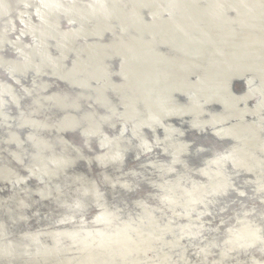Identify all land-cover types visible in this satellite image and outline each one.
<instances>
[{"label": "bare ground", "instance_id": "bare-ground-1", "mask_svg": "<svg viewBox=\"0 0 264 264\" xmlns=\"http://www.w3.org/2000/svg\"><path fill=\"white\" fill-rule=\"evenodd\" d=\"M32 1L0 20V264H264V0Z\"/></svg>", "mask_w": 264, "mask_h": 264}, {"label": "water", "instance_id": "water-1", "mask_svg": "<svg viewBox=\"0 0 264 264\" xmlns=\"http://www.w3.org/2000/svg\"><path fill=\"white\" fill-rule=\"evenodd\" d=\"M4 1H7V0H0V20L1 19H5V18H7L9 15H11V13L9 12V10H10V8H9V6H8V4L5 6V7H3L2 6V4L4 3ZM17 1V3L19 4V6L21 7V10L22 11H24V10H26V9H29V10H36V8H37V5H36V8H34L33 9V6H34V4H36L37 3V1L36 2H34V1H32V0H16ZM47 1L48 0H44L43 2H45V3H47ZM88 1V0H87ZM102 1H106V0H89V6L87 7L84 3H83V0H74L71 4L70 3H68V2H62L61 3V5L59 6V7H55V8H51V9H48V11L47 12H44V15H46L47 16V18L48 17H54L55 15H57V16H63V17H65L66 15H71V16H75V15H79V20H82V22L83 23H85V25H89L90 23H93L94 22V20H96V19H103L104 17H103V9H104V4L101 6V9L100 10H98V8H97V5H98V3H101ZM119 1V0H118ZM26 2V3H25ZM28 2V3H27ZM115 2H117V0H114V3ZM174 0H169L167 3H166V5H168L169 3H173L174 4ZM122 4H124V5H127L128 4V1L127 0H122ZM69 6H71L72 8H70ZM142 7V9H140L139 10V15L137 14V16H138V19H142L141 17H140V14H141V12L143 11V10H148L147 9V7H145L144 5H142L141 6ZM19 10V9H18ZM99 12H98V11ZM149 11V10H148ZM169 11H165V10H161V11H159V12H157L158 13V15H159V17H161V16H163L164 18H168L169 17V14H170V12L168 13ZM156 14V13H155ZM158 17V16H157ZM51 18H50V20H51ZM66 18V17H65ZM149 20H151V18L149 17L148 18ZM145 20H147V19H145ZM149 20H147V21H149ZM9 23V22H8ZM60 23H61V21H60ZM82 23V24H83ZM62 24V23H61ZM115 29L116 28H121L122 30L124 29V25H122V23H121V21H119V20H117V22L116 23H114L113 25H112ZM58 28H59V26H57L55 29H53V30H55V32L54 31H52V32H49V33H47L46 32V29H45V26L43 25V27H38L37 29H36V31H38V32H40V33H43V35H44V37H46V39H49L50 38V36L51 35H53L54 37H55V34H57L58 35V37H60V35H59V33H61L59 30H58ZM37 32V33H38ZM130 32H132V31H130ZM0 33H1V31H0ZM11 33H13V32H11ZM34 36V35H33ZM36 37V36H35ZM131 38H132V36H130ZM129 37V38H130ZM3 40H6V38L7 37H5V38H3V37H1ZM132 41H134V39H132ZM143 41H145V40H142V41H136V42H134L133 44H134V46H138V47H140V46H142V47H144V46H152V47H157L158 48V50H161V48H166V46H157V45H159V42H157V43H154V44H150V45H144L143 44ZM230 46V44L228 45V47ZM167 50V52H168V54H172V50L170 49H166ZM155 53V51H154V49L153 48H149L146 52H145V54H151V53ZM0 54H2V52L0 51ZM148 56V55H147ZM152 56V55H151ZM148 57H150V56H148ZM184 58H186L187 59V55H185L184 56ZM111 61L113 62V64H116V66L118 65V60H112V58H111ZM171 61V60H170ZM114 78H117L118 79V77H114ZM194 78V77H193ZM195 79V78H194ZM239 87V84H238V82H236V83H234V85L233 86H231V88L232 89H237ZM159 88V87H158ZM156 90H158L157 88L155 89V91ZM160 125H162V124H160ZM139 126V125H138ZM156 126H158L157 124H156ZM155 126V124H153V125H146V126H143V127H141V126H139V128L140 129H142V130H145V131H149V133H151L152 131H154V129H156L157 127ZM148 133V134H149ZM188 134V133H187ZM189 135V134H188ZM211 139H212V137H211ZM220 140H223L222 139V137H220ZM208 141H213V140H210V139H208ZM90 144H89V147H93L94 146V143L93 142H89ZM234 150V149H233ZM196 159H197V157H195ZM132 159L133 158H130L129 159V157H128V160H127V165H131V163H134V161H132ZM190 160H193V158H188L187 160H186V163L188 162V161H190ZM210 162V161H209ZM211 163V162H210ZM168 173V171H163L162 172V174L160 175L161 177L162 176H164V175H166ZM150 190H153V188H150ZM154 191H157L158 192V189L157 188H155L154 189ZM236 224V223H235ZM234 224V225H235ZM199 235V234H198ZM199 236H201V235H199ZM194 240V239H193Z\"/></svg>", "mask_w": 264, "mask_h": 264}, {"label": "rangeland", "instance_id": "rangeland-1", "mask_svg": "<svg viewBox=\"0 0 264 264\" xmlns=\"http://www.w3.org/2000/svg\"><path fill=\"white\" fill-rule=\"evenodd\" d=\"M262 5H264V2L262 3ZM18 32H21V29H20V30L18 29ZM100 83L103 84L104 82H103V81H102V82H99V85H100ZM246 118L250 120L251 117H250V116H247ZM247 119H246V120H247ZM238 123H239V122H238ZM210 130H211V129H210ZM212 132H213V131H212ZM198 134H199V133H198ZM174 143H175V144H176V143L179 144V143H184V141L182 140L181 137L176 136V137L174 138ZM186 144H187L188 146H192V145L194 144V142H189V141L187 140V143H186ZM148 151H149V153H147L146 155L143 156V157H144L143 160H144V159H149L148 156H154V155H153L154 153L152 152L153 149L148 150ZM258 174H259V175H264L263 172H259ZM205 215H207V214H205ZM195 220H197L198 223H205V224H206V223H207V224L210 223V222H209V223L207 222V219L204 220V221H202L200 218H197V219H195ZM251 226H252L253 228H255L256 230H258V227H256L255 225L251 224Z\"/></svg>", "mask_w": 264, "mask_h": 264}]
</instances>
